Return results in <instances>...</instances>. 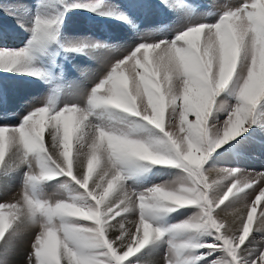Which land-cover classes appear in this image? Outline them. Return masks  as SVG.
Here are the masks:
<instances>
[{"label": "snow or ice", "instance_id": "1", "mask_svg": "<svg viewBox=\"0 0 264 264\" xmlns=\"http://www.w3.org/2000/svg\"><path fill=\"white\" fill-rule=\"evenodd\" d=\"M261 160L264 0H0V264H264Z\"/></svg>", "mask_w": 264, "mask_h": 264}, {"label": "rangeland", "instance_id": "2", "mask_svg": "<svg viewBox=\"0 0 264 264\" xmlns=\"http://www.w3.org/2000/svg\"><path fill=\"white\" fill-rule=\"evenodd\" d=\"M209 1L212 2H217L216 0H207V2L209 3ZM5 3H8L9 0H4ZM80 17H73V23L71 25V27H79L80 25ZM11 23V21H7V23ZM9 23V24H10ZM19 32V30H18ZM20 37L22 38L24 33L23 32H19ZM75 150L73 149V154H74ZM250 168L254 169L255 171H261L264 170V160L261 161H257L255 164H252L249 166ZM164 179H171V177H164ZM159 182V181H158ZM22 191L21 188V183H20V178L17 177L16 179H14L13 181H11V186L7 187V188H0V202H14L15 199L19 198V195ZM52 189H49V193H52ZM227 203V202H226ZM223 207V206H222ZM229 209H227L226 211H228ZM259 207L257 209V213L256 216L254 217V222L255 221H259ZM190 214V213H189ZM184 217H177V221H179L180 219H183ZM255 229H253V233H250V236L254 235L255 236V245L254 246H259L260 244H264V234H260V233H255ZM33 239V234L29 233L27 235H25L21 242L18 245V249H17V258L16 260H18V262H21L20 264H27V255L28 253L31 251V242ZM164 253L163 251H161L160 253H158L155 257H154V261L155 264H164ZM14 258V260H15Z\"/></svg>", "mask_w": 264, "mask_h": 264}, {"label": "bare ground", "instance_id": "3", "mask_svg": "<svg viewBox=\"0 0 264 264\" xmlns=\"http://www.w3.org/2000/svg\"><path fill=\"white\" fill-rule=\"evenodd\" d=\"M216 1H217V0H216ZM209 3H216V2L209 1ZM9 23H10V22H9ZM32 92H33V94H38V90H36V89H33ZM2 189H3V188H2ZM232 212H233V209H229L228 211H225V213L222 214L223 218H224L226 221H228L229 223H231L232 220H233V216L231 215ZM258 226H259V221H258V222L255 221V223L253 224L252 227H253V229H254V228H257ZM16 258H17V256H16ZM16 258H15V260H14L15 264H20L21 262H18V260H16Z\"/></svg>", "mask_w": 264, "mask_h": 264}]
</instances>
